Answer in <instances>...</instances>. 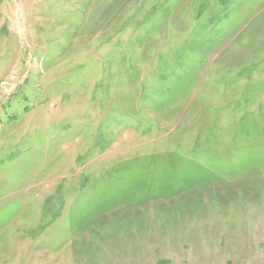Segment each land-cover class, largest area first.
<instances>
[{"label":"rangeland","instance_id":"rangeland-1","mask_svg":"<svg viewBox=\"0 0 264 264\" xmlns=\"http://www.w3.org/2000/svg\"><path fill=\"white\" fill-rule=\"evenodd\" d=\"M0 264H264V0H0Z\"/></svg>","mask_w":264,"mask_h":264}]
</instances>
